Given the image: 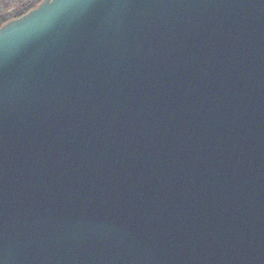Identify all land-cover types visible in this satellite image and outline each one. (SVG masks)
<instances>
[{
  "label": "water",
  "instance_id": "obj_1",
  "mask_svg": "<svg viewBox=\"0 0 264 264\" xmlns=\"http://www.w3.org/2000/svg\"><path fill=\"white\" fill-rule=\"evenodd\" d=\"M0 264H264V0L0 26Z\"/></svg>",
  "mask_w": 264,
  "mask_h": 264
},
{
  "label": "rangeland",
  "instance_id": "obj_2",
  "mask_svg": "<svg viewBox=\"0 0 264 264\" xmlns=\"http://www.w3.org/2000/svg\"><path fill=\"white\" fill-rule=\"evenodd\" d=\"M42 1L43 0H0V16H3L4 19H7L8 21H10L12 19L18 18V17H16V13L19 12V11L17 12V10L21 4L33 3V8H35ZM33 8H31V9H33ZM14 12H16V13H14Z\"/></svg>",
  "mask_w": 264,
  "mask_h": 264
},
{
  "label": "trees",
  "instance_id": "obj_3",
  "mask_svg": "<svg viewBox=\"0 0 264 264\" xmlns=\"http://www.w3.org/2000/svg\"><path fill=\"white\" fill-rule=\"evenodd\" d=\"M24 4H21L18 7V10H17V12L19 11L18 13L14 12V13H16V17H20L21 15H23V14L27 13L29 10H31V8H33V3H31V4L24 3ZM7 21L8 20L4 19L3 16H0V26H2Z\"/></svg>",
  "mask_w": 264,
  "mask_h": 264
}]
</instances>
